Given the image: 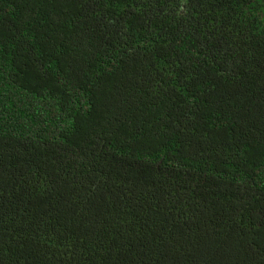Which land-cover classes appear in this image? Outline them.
<instances>
[{
    "label": "trees",
    "instance_id": "16d2710c",
    "mask_svg": "<svg viewBox=\"0 0 264 264\" xmlns=\"http://www.w3.org/2000/svg\"><path fill=\"white\" fill-rule=\"evenodd\" d=\"M0 264H264V0H0Z\"/></svg>",
    "mask_w": 264,
    "mask_h": 264
}]
</instances>
